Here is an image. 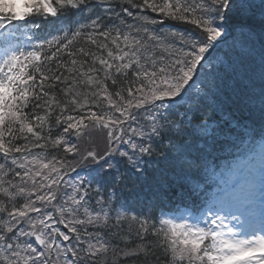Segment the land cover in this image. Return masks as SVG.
<instances>
[{
	"label": "snow or ice",
	"instance_id": "1",
	"mask_svg": "<svg viewBox=\"0 0 264 264\" xmlns=\"http://www.w3.org/2000/svg\"><path fill=\"white\" fill-rule=\"evenodd\" d=\"M0 264H264V0H0Z\"/></svg>",
	"mask_w": 264,
	"mask_h": 264
},
{
	"label": "rangeland",
	"instance_id": "2",
	"mask_svg": "<svg viewBox=\"0 0 264 264\" xmlns=\"http://www.w3.org/2000/svg\"><path fill=\"white\" fill-rule=\"evenodd\" d=\"M15 2H16L17 4H20V3L23 2V0H15ZM100 147H101V148L103 147L102 143H100Z\"/></svg>",
	"mask_w": 264,
	"mask_h": 264
},
{
	"label": "trees",
	"instance_id": "3",
	"mask_svg": "<svg viewBox=\"0 0 264 264\" xmlns=\"http://www.w3.org/2000/svg\"><path fill=\"white\" fill-rule=\"evenodd\" d=\"M41 35L43 36V35H44V33H41Z\"/></svg>",
	"mask_w": 264,
	"mask_h": 264
}]
</instances>
